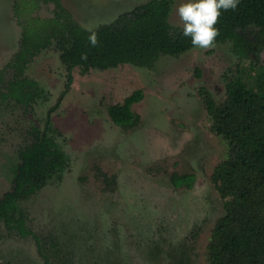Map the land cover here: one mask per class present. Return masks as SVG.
<instances>
[{
    "label": "rangeland",
    "instance_id": "rangeland-1",
    "mask_svg": "<svg viewBox=\"0 0 264 264\" xmlns=\"http://www.w3.org/2000/svg\"><path fill=\"white\" fill-rule=\"evenodd\" d=\"M62 1L92 29L147 0ZM181 2L172 0L174 26ZM53 8L41 2L31 15L51 16ZM15 19L14 0H0V69L19 47L22 27ZM244 34L252 42L257 35L256 29ZM253 59L264 62V48L244 54L231 41L216 42L209 50L162 55L153 66H75L67 89L59 50H42L27 71L48 97L31 107L0 104V197L11 187L31 128L43 130L49 113V132L70 161L61 178L22 201L33 233L9 228L0 218V264H209L212 230L225 212L212 173L228 156L229 143L212 130L199 91L204 86L224 101L226 84L238 71L254 85ZM135 89L143 91L133 104L141 120L120 125L109 106ZM175 172H193V186H176Z\"/></svg>",
    "mask_w": 264,
    "mask_h": 264
},
{
    "label": "trees",
    "instance_id": "trees-1",
    "mask_svg": "<svg viewBox=\"0 0 264 264\" xmlns=\"http://www.w3.org/2000/svg\"><path fill=\"white\" fill-rule=\"evenodd\" d=\"M41 2L54 4L51 16L31 15ZM171 11L172 0L142 2L121 12L115 20L92 28L99 39V45L92 47L88 28L62 0H14L15 20L22 31L17 51L0 69V104L16 102L31 107L48 97V91L28 75L27 69L42 50L52 45L59 50L67 69V89L73 83L75 66H81L83 71L121 63L153 66L162 55H179L193 48L191 38L183 36L182 29L171 23ZM216 27L220 29L216 42L231 41L244 54L260 53L264 48V0H240L236 10L223 12ZM249 29H256L254 42L244 34ZM85 52L87 60L81 59ZM251 65L257 73L254 85L238 71L226 84L224 101L218 102L204 86L199 91L211 116L212 130L229 143L228 156L212 173L225 212L212 230L209 264H264V62L253 59ZM142 97V89H135L122 102L111 104L108 110L112 119L123 126L139 123L141 117L133 104ZM50 116L51 113L43 130L31 128L32 140L20 150L11 187L0 197V218L23 234L33 231L25 226L22 201L51 179L61 178L70 161L49 132ZM195 178L193 172H175L171 176L178 187L193 186Z\"/></svg>",
    "mask_w": 264,
    "mask_h": 264
},
{
    "label": "clouds",
    "instance_id": "clouds-1",
    "mask_svg": "<svg viewBox=\"0 0 264 264\" xmlns=\"http://www.w3.org/2000/svg\"><path fill=\"white\" fill-rule=\"evenodd\" d=\"M240 0H183L175 9L182 29V35L191 38L194 48L209 50L216 46L220 29L216 27L225 11L236 10ZM90 34L89 43L92 47L99 45L98 35L91 28L86 29ZM88 54L82 53L81 59L87 60Z\"/></svg>",
    "mask_w": 264,
    "mask_h": 264
}]
</instances>
